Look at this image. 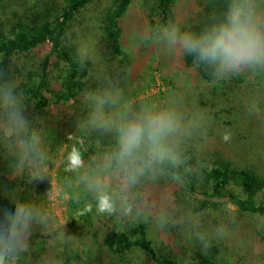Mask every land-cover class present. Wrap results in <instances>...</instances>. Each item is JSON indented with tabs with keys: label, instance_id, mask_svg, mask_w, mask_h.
Wrapping results in <instances>:
<instances>
[{
	"label": "trees",
	"instance_id": "trees-1",
	"mask_svg": "<svg viewBox=\"0 0 264 264\" xmlns=\"http://www.w3.org/2000/svg\"><path fill=\"white\" fill-rule=\"evenodd\" d=\"M93 1L95 0H35L21 13L12 11L8 20L1 18L3 13L0 10V88L10 81L11 67L20 56L36 50L43 52L36 66L26 69L15 82L13 94L16 93L18 99H13V95L10 98L8 94L10 101L6 104L10 106L5 107H2L0 100V216L5 209L14 210V204L9 198V193L13 192L20 200L31 203L37 209L36 218L43 219L45 191L41 183H35L32 177L38 168H43L39 161L44 156L39 151L42 137L39 134L38 138L36 135L30 136L27 130L43 121L49 107L60 108L78 101L84 105L81 111L73 110L70 117L62 118L65 121L62 122L63 130L70 139H62L56 133L53 138L54 143L63 140L66 145L60 174L67 172L71 177L72 170L69 172L67 166L71 164L70 156L77 154L82 163L92 170L99 169L104 164L119 170L124 178L121 185L133 194L128 215L133 217L136 212L137 217L130 223V227L122 230L123 224L119 226L113 216L104 220L100 217L90 218L86 214L82 219L87 221L86 226L90 230L83 233L79 228L80 223L72 214V237L80 244L88 245L86 253L94 260V264H134L133 260L142 254L148 255L154 264H246L219 259L216 246H211L206 251H196L188 259L182 260L171 251L157 248L150 236L146 214L162 195L172 200V204L166 202V209L173 208L176 200L178 211L182 209L181 203L189 207L187 199L191 197L194 200L190 211L194 214H206L225 205L222 202L230 204L236 212L229 219L230 226L254 232L258 239V252L264 258V175L233 166L229 162V155L224 151H206V147L199 151L198 148L206 145L203 143L206 142L202 133L204 129L195 128L184 142L176 133L168 136L161 144L170 150V155L163 160H153L151 146L144 143L137 153L135 169L117 161L120 136L116 129L126 121L117 115V110L115 113L100 112L98 107L101 94L98 86L90 85L89 82L94 72L93 63L81 56L73 46L65 43L76 15ZM177 1L155 0L157 29L168 31V34L173 29H178L180 33L185 31L199 35L222 24L232 6L243 5L252 9L248 0H203L199 22L182 30L175 11ZM131 2L132 0H111V6L101 19L104 50L111 55L112 61L117 60L127 67L133 64L121 45L122 20ZM168 45L169 41L164 44ZM167 55L166 60L169 58ZM111 60H108V64L112 63ZM181 62L186 67H195L202 82L211 84L218 80L215 66L199 61L194 54L184 51ZM59 66L60 72L55 77L52 71ZM103 74L105 76V68ZM53 81L57 82L54 86ZM13 106L20 109L26 117L22 128L15 127L9 119ZM183 113L187 115L185 111ZM190 116L192 120H196L195 123L192 120L186 123L177 117L179 128L186 124L197 125L198 122L199 125L211 124V121L204 123V120ZM102 124H107L108 127H102ZM6 127L11 128L10 134L5 133ZM136 169L142 171L137 174ZM132 175L136 176L135 183L130 182ZM120 195L125 194L122 192ZM118 210L125 212L123 207ZM242 222L246 223L245 226L240 225ZM28 237L26 250L19 253L16 264H66L61 262V253L58 254V262H52V252L48 251L44 255L45 248L32 240L30 233ZM63 254L69 258L68 254ZM249 255H253V252Z\"/></svg>",
	"mask_w": 264,
	"mask_h": 264
},
{
	"label": "rangeland",
	"instance_id": "rangeland-1",
	"mask_svg": "<svg viewBox=\"0 0 264 264\" xmlns=\"http://www.w3.org/2000/svg\"><path fill=\"white\" fill-rule=\"evenodd\" d=\"M32 1L35 2L0 0V6L4 7L0 9L3 13L1 18L10 19L12 11L21 13ZM202 1L176 2L175 11L182 30L199 22ZM248 1L254 15L264 22V0ZM110 6L111 0H95L86 6L76 15L65 39L66 44L73 46L94 65L89 82L90 85L98 86V92L101 94L98 107L100 112L115 113L117 110V115L125 121L144 113L159 112L174 113L186 123L192 120L190 115L204 120V123L211 121L209 126L199 125L200 122L197 125H181L176 134L182 137L181 141L184 142L195 128L200 127L204 129L202 133L206 142L203 143L206 145L202 148L196 146L199 151L205 147L206 151H224L229 155V162L233 166L264 175V68H243L239 72L218 76V80L211 84L202 82L195 67H186L181 62L184 54L182 47L170 42L168 46H164L169 41L168 31L156 28L158 19L154 14L155 0H132L122 20L121 45L133 65L127 67L117 60L112 61L111 55L104 50L101 37V19ZM42 54L41 50H36L20 56L15 61L11 67L10 81L0 88L2 107L7 106L6 103L10 101L8 94L10 98L13 95V99H18L16 93L13 94L15 82L26 69L36 66ZM166 55L169 57L167 60ZM108 60L112 63L108 64ZM60 68L59 66L53 70L52 75L57 77ZM104 68L106 78L103 74ZM56 84L57 82L53 81V86ZM83 107L82 102L78 101L62 105L60 108L49 107L43 121L38 122L33 129L27 130L30 136L36 135L38 138L39 134L42 137L39 151L44 156L39 161L43 168H38L32 177L35 183H41L43 186L46 199L42 208L44 217L34 219L29 233L33 236L32 240L45 248L44 255L49 253L48 251L52 252L50 259L54 263L58 262V254L61 253V262L66 264H94V260L86 253L88 245L80 244L72 237L70 220L73 215L80 223L79 228L83 233L90 230L86 226L87 221L82 219L86 214H89L90 218L100 217L104 220L113 216L119 226L123 224L122 230L130 227V223L137 218L136 212L133 217L128 215L133 194L121 185L124 178L119 170L112 169L107 164L92 170L82 163L78 168H73L71 164L67 166L69 172L72 170L71 177L65 170L67 168L64 169L65 174H60L66 145L63 140L54 143V135L56 133L60 138L69 140L70 136L63 130L62 118L70 117L73 110L79 112ZM53 129L56 131L53 132ZM226 130L232 133L230 142H224L221 138ZM10 132L11 128L6 127L5 133ZM122 192L125 195L121 196ZM105 197L113 206L111 212L99 211L100 201ZM192 200L194 199L191 197L187 199L189 207L179 201L182 208L179 211L176 209V200L173 208L166 209V202L172 204V200L166 195L155 200L154 209H150L146 216L150 224V236L157 248L171 251L182 260L188 259L196 251H206L209 247L216 246L219 259L264 264V258H261L258 252V239L254 232L230 226L229 219L236 213L233 206L222 202L225 205L218 206L206 214H194L190 211ZM119 207L125 208V212L118 210ZM245 224L242 222L240 225ZM202 226L206 228L202 229ZM205 243H210V246L205 248ZM251 251L253 255L250 256ZM63 253L68 254L69 258ZM133 263L154 264L149 256L144 254L134 259Z\"/></svg>",
	"mask_w": 264,
	"mask_h": 264
},
{
	"label": "clouds",
	"instance_id": "clouds-1",
	"mask_svg": "<svg viewBox=\"0 0 264 264\" xmlns=\"http://www.w3.org/2000/svg\"><path fill=\"white\" fill-rule=\"evenodd\" d=\"M168 40L185 52L194 54L199 61L215 66L219 76L239 72L243 68H264V22L247 6H232L225 21L205 33L196 35L173 29L168 34ZM9 119L17 128L24 127L26 123L23 112L14 106L9 112ZM101 126L108 127L107 124ZM116 130L120 136L116 159L120 164L135 169L137 153L144 143L151 146L153 160H163L170 155V150L161 142L179 130V122L171 112L144 113L117 126ZM221 138L230 142L232 133L226 130ZM70 161L73 168L82 164L78 154L70 156ZM140 171L142 169H136L137 174ZM135 179L136 176L132 175L130 182L135 183ZM9 198L14 210L5 209L0 216V264H16L19 253L26 250L28 234L38 214L31 203L20 200L13 192L9 193ZM112 210L108 198H102L99 211ZM209 246L210 243H205V248Z\"/></svg>",
	"mask_w": 264,
	"mask_h": 264
}]
</instances>
